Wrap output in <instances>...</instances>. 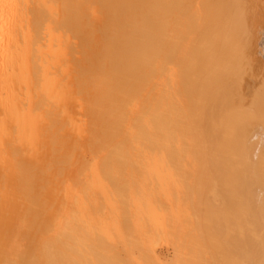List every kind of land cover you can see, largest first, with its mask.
<instances>
[{
	"label": "bare ground",
	"instance_id": "obj_1",
	"mask_svg": "<svg viewBox=\"0 0 264 264\" xmlns=\"http://www.w3.org/2000/svg\"><path fill=\"white\" fill-rule=\"evenodd\" d=\"M256 1L0 0V264H75L73 182L148 157L228 158L196 164L228 174L235 259L264 264Z\"/></svg>",
	"mask_w": 264,
	"mask_h": 264
},
{
	"label": "rangeland",
	"instance_id": "obj_2",
	"mask_svg": "<svg viewBox=\"0 0 264 264\" xmlns=\"http://www.w3.org/2000/svg\"><path fill=\"white\" fill-rule=\"evenodd\" d=\"M252 11L248 26L253 24L258 35L248 34V45L250 51L260 54L264 71V0L254 2ZM208 160L148 157L127 159L148 164L99 169L89 165L85 170L86 187L80 190L74 181L71 189L72 242L74 246L78 243L72 247V255H79L82 249L80 254L85 259L73 255V263H242L241 257L235 259L231 248L235 232L230 206L236 197L228 185L227 173L221 175L218 167L196 164ZM214 161L225 162L228 158ZM131 178L148 185L120 186ZM101 179L108 185L101 188L94 184ZM134 200L141 205L127 210L125 202Z\"/></svg>",
	"mask_w": 264,
	"mask_h": 264
}]
</instances>
